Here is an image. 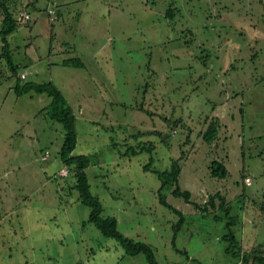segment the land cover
Wrapping results in <instances>:
<instances>
[{"label": "rangeland", "instance_id": "rangeland-1", "mask_svg": "<svg viewBox=\"0 0 264 264\" xmlns=\"http://www.w3.org/2000/svg\"><path fill=\"white\" fill-rule=\"evenodd\" d=\"M6 3L17 26L7 36L10 60L0 45V264H147L88 221L59 159L63 126L44 114L50 98L17 95V82L61 90L75 115L71 154L90 158L102 217L150 245L158 264H236L240 247L264 255V0ZM25 11L30 19L20 22ZM70 58L83 66L62 64ZM209 121L217 132L205 142ZM171 159L190 201L220 191L229 215L219 199L200 211L170 189L166 200L182 215L160 204L153 170ZM215 160L226 178L210 177ZM230 216L234 239L223 237Z\"/></svg>", "mask_w": 264, "mask_h": 264}, {"label": "trees", "instance_id": "trees-1", "mask_svg": "<svg viewBox=\"0 0 264 264\" xmlns=\"http://www.w3.org/2000/svg\"><path fill=\"white\" fill-rule=\"evenodd\" d=\"M0 10L2 13V21L0 24V38L2 42L3 54L9 57L7 50V36H9L16 28L17 21L13 17V13L10 11L6 0H0ZM63 65L81 67L83 66L79 58H70L62 61ZM13 71L16 70V67L11 65ZM21 79V78H20ZM14 91L17 95L28 94L34 92L36 94H45L50 98V102L47 107L44 109L45 115L50 119L61 123L64 129V136L61 147L59 149V159L62 164V167L70 172L73 177V186L72 188L76 190L78 199L85 205L90 208L88 221L93 223L96 228L107 237L114 238L120 245H122L127 254L138 255L144 254L147 264H158V261L155 257L152 247L144 242L135 241L133 239L127 238L122 235L117 229V221L115 218L102 217L103 208L99 201V198L93 195L90 191V185L87 179L85 169L90 164V158L84 154L72 155L77 143V132L75 128V115L72 107L67 102L65 96L61 90L52 82L46 83H31L26 82L23 84L16 83L14 86ZM210 122V121H209ZM207 123V127L202 134L203 140L206 142L211 140L212 137L216 135L217 124L216 121H211ZM152 145L150 144L149 147ZM48 151H45L40 158ZM48 157V156H47ZM47 159V158H46ZM45 159V160H46ZM209 175L210 177L217 178H226L229 174L226 166L218 161H212L209 166ZM144 169H149L148 165L144 166ZM157 178L160 181V187L157 191L160 204L167 207L179 215H182L177 209L173 208L166 200L165 189H170L171 194L175 197H181L187 203H190L194 206L195 209L200 211H207L209 208H215V199H219V205L217 208L225 210L226 214L229 215L230 207L226 205V200L220 194V191H216L214 194L208 195V200L204 204H199L190 201V192L182 190L179 185V175L181 172V165L178 160L171 159L169 167L162 170H153ZM63 176V175H62ZM245 176V175H244ZM243 176V178H244ZM229 222L227 223L229 233L224 234L223 237L228 236V239L233 238L232 229L235 228V219L236 217L230 216ZM183 216H180V219L177 224L174 225L173 230V240L172 245L175 248L174 239L177 236L182 224ZM233 242V241H232ZM259 247L264 245L259 244ZM176 249V248H175ZM238 255L236 258L237 263L242 261L244 264H264V255L262 254L261 249L254 250L255 252H241V247L236 250ZM236 263V264H237Z\"/></svg>", "mask_w": 264, "mask_h": 264}, {"label": "built area", "instance_id": "built-area-1", "mask_svg": "<svg viewBox=\"0 0 264 264\" xmlns=\"http://www.w3.org/2000/svg\"><path fill=\"white\" fill-rule=\"evenodd\" d=\"M47 15H48V17H49V19L51 20V21H54L55 19H56V10H54V9H48L47 10ZM19 17H20V22H26V21H28L29 19H30V15H29V13H26V12H21L20 14H19ZM1 38H0V45H1ZM20 78L21 79H24L25 78V74L24 73H22V74H20ZM47 156H48V153L46 152L40 159L41 160H45L46 158H47ZM64 172H65V170H63L62 172H61V175H63L64 174ZM245 181H246V183L249 185L251 182H250V178H246L245 179Z\"/></svg>", "mask_w": 264, "mask_h": 264}, {"label": "crops", "instance_id": "crops-1", "mask_svg": "<svg viewBox=\"0 0 264 264\" xmlns=\"http://www.w3.org/2000/svg\"><path fill=\"white\" fill-rule=\"evenodd\" d=\"M49 1H50V0H49ZM27 5H30V2H27ZM26 11H27V10H26ZM26 11H25V12H26ZM27 12H28V11H27ZM1 21H2V20H1ZM0 24H1V23H0ZM21 74H22V73H21ZM19 78H20V75H19ZM24 79H25V78H24ZM62 169H63V167H62ZM62 169H61V170H62Z\"/></svg>", "mask_w": 264, "mask_h": 264}]
</instances>
